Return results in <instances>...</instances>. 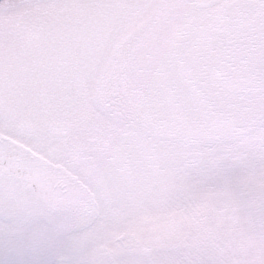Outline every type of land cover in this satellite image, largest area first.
<instances>
[{
	"label": "snow or ice",
	"instance_id": "snow-or-ice-1",
	"mask_svg": "<svg viewBox=\"0 0 264 264\" xmlns=\"http://www.w3.org/2000/svg\"><path fill=\"white\" fill-rule=\"evenodd\" d=\"M0 264H264V0H0Z\"/></svg>",
	"mask_w": 264,
	"mask_h": 264
}]
</instances>
